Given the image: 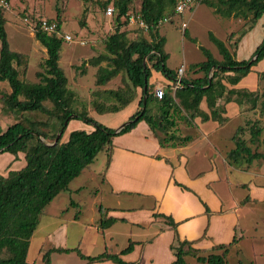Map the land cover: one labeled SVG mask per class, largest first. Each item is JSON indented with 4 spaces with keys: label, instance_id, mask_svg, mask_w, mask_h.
Instances as JSON below:
<instances>
[{
    "label": "trees",
    "instance_id": "trees-1",
    "mask_svg": "<svg viewBox=\"0 0 264 264\" xmlns=\"http://www.w3.org/2000/svg\"><path fill=\"white\" fill-rule=\"evenodd\" d=\"M81 1L88 3L92 0ZM130 1L105 0L103 3L105 8L111 2L115 5L116 27L105 42L107 53L102 57L107 61V65L98 68L96 78L97 85H104L120 71H125L129 84L117 89L95 90L94 95L97 98H105L109 103L93 101L97 112L112 113L120 111L139 97L137 109L119 131L98 122L86 109L76 108L75 92L67 86V76L59 65L63 38L56 33L40 29L39 21L34 24V37L46 49L43 71L37 72L38 82H25L20 79L16 65L22 55L10 48L5 18L0 7V82H7L10 87V92L3 95L4 103L14 113H44L49 118L48 121H52L48 125L47 122L24 116L4 130L0 127V154L8 152L16 158L18 153H23L25 159L23 167L9 169L5 175L0 173V264H30L27 262L30 238L46 205L57 194L68 190L69 183L83 169L89 167L102 150L105 151L106 160L100 176L104 177L111 162L113 137L129 132L138 122L145 121L161 145H181L190 141L192 136L182 135L183 133L175 128L179 117L190 125L195 117L222 124L228 119L224 113L225 105L229 102L243 106L242 109L246 111L257 110L264 116V70L256 71L257 82L262 85L261 88L249 90L233 87L252 71V66L264 58V38L248 59L238 60L236 49L240 38L234 41V48L230 49L223 40L209 32L208 39L216 46L221 59H217L206 47L199 46L204 59L192 63L190 67L192 73L200 72L201 75L178 78V69L176 71L166 65L168 54L164 50L165 38L160 35L159 27L161 20L173 13L178 14L175 7L180 0H142L138 14L147 26L150 39L142 37L134 40L127 39L125 31L120 30V27L127 23L126 14L131 12ZM202 3L211 8L217 16L242 19L246 25L241 36L264 14V0H202ZM122 17L123 22L120 21ZM56 19L59 28V13L56 14ZM152 69L160 71L170 80L160 99L155 96L149 83ZM178 79L180 86L173 90L172 86ZM45 101L50 102L51 107H48ZM203 102L207 110L201 108ZM72 119H80L92 125L93 129L72 130L67 139L61 140ZM250 120L237 126L232 134L234 147L226 154L230 163L250 161L255 157L264 158L263 153L252 152L250 144H246L247 141L242 136L247 127L251 144L259 141L258 136L264 126L260 125L258 119ZM44 127L48 130H44ZM61 128L63 130L57 144L46 145L40 140V137L53 140ZM176 184L187 189L178 182ZM247 201H251L249 194L240 203ZM98 210L99 228H106L116 221V218L107 216V208L99 205ZM206 211L210 212L207 207ZM153 216L162 218L175 232V238L170 244L174 255L171 264H187V255L194 256L201 264H225L230 247L236 241L234 238L227 244H214L209 250L195 248L192 244L196 240H179L176 235L177 223L170 216L161 213H153ZM139 243L143 245L144 242ZM134 244L135 242L129 241L128 245L117 253L104 250L96 255H85L78 247H41L39 254L42 264H50V254L53 251L70 250L76 251L86 263L111 260L117 264H141L138 261L127 262L121 257L131 252ZM205 251L208 253L199 254ZM238 264L243 263L239 260Z\"/></svg>",
    "mask_w": 264,
    "mask_h": 264
},
{
    "label": "rangeland",
    "instance_id": "rangeland-1",
    "mask_svg": "<svg viewBox=\"0 0 264 264\" xmlns=\"http://www.w3.org/2000/svg\"><path fill=\"white\" fill-rule=\"evenodd\" d=\"M6 1L8 2V7L1 8V10L5 18V30L7 32L10 48L22 55L19 64L16 65L20 79L25 82L39 81L37 72L43 71L42 64L47 54L44 46L34 37V22L40 19L56 22L58 21L56 19V14L59 13L60 33L72 37L70 42L64 39L62 41L59 51V65L67 76V86L75 92L76 108L78 110L86 109L90 116L114 130L128 120L126 119V115L127 113H132L135 109L136 104L134 102H131L124 110L122 109L119 112L112 113L97 112L93 102L100 101L109 103L105 98V101L97 98L94 95L95 90L117 89L129 84L125 71H120L104 85L96 84L98 68L107 65V61L102 57L103 54L107 53L105 48L106 39L114 32L116 27V12L112 16L105 14L106 8L103 6L105 0H92L88 3H84L81 0ZM141 2L142 0H131L129 3V11L134 15L138 14ZM108 6L115 5L111 2ZM123 20L124 18L122 17L120 21L123 22ZM245 25L244 21L239 18L217 16L211 8L202 3V0H196V4L191 10H185L180 14L173 13L168 17L167 21H163L160 24L159 33L165 38L164 50L168 54L166 65L176 71L180 66H184V72L181 76L191 77L201 75L200 72L192 73L193 70L190 67L192 63L204 59V55L200 51L199 46L206 47L217 59H221L216 46L208 39L209 32L223 40L230 49H233L234 41L240 38ZM120 30L125 31L126 37L129 40L142 37L150 39L148 31L145 28L139 27L136 22L131 23L127 20V23L123 24ZM184 31H186V35H184ZM230 34L232 35L230 36ZM253 43V35H250L246 39L242 49H238L236 58L248 59L253 52ZM254 70H264V58L254 65ZM152 71V75L156 77V81L164 85L167 83L168 79L165 75L158 70L152 69ZM255 71L249 72L242 78L240 81L241 86L254 87L256 82ZM167 87H163L164 90H166ZM259 87L261 88L262 85L259 84L258 88ZM9 92L10 87L8 83L0 82V127L3 130L8 125L24 116H28L33 120L47 122L48 125L52 123V121H48L49 118L44 113H14L3 100V95ZM45 104L51 107L50 102L45 101ZM230 106L235 112L238 111L237 104L231 102ZM258 114L259 113H256L255 117H259L260 125L264 126V116ZM177 120L178 127L179 125L182 126L180 133H187L188 130L183 128L186 126L185 119L179 117ZM238 121L239 116L236 119V124H238ZM244 122V120H241L239 123L244 125ZM193 127L199 131L200 136L203 135V130L197 126ZM231 127V124H229L224 130L220 131L221 137L213 134L209 136L211 143L216 146L215 150L214 147L207 146L202 141H196L195 144L190 145L192 147L188 149L187 155L191 156V164L194 169H198L197 171H204L208 166L207 159L203 158L202 155L203 150L207 153L208 158H211L213 155V160L219 168L223 166L221 155L226 151V145H231L230 139L226 138L223 133L226 135L228 132L233 134L237 126H234L232 129ZM90 128H92V125L84 123L80 119H72L69 121L61 140L67 139L69 132L72 130L85 129L87 131ZM44 130L47 131L48 128L44 127ZM244 132L242 136L247 141L246 144L249 145L251 142L249 141L250 133L247 127ZM49 133L51 134V131ZM53 140L44 139L45 142H52ZM258 140L260 142L259 147L258 144L250 145L252 152L264 154V128L258 136ZM6 154L11 155L8 152L0 154V173L4 175L9 169L20 168L19 161H13L11 159L6 163ZM20 154L23 156V153ZM105 156V151H100L90 165L89 170L85 169L76 179L71 181L68 185L70 190L60 192L48 204L45 211L55 212L58 208H69L67 210L68 213H81V219L85 221L90 220L92 217L97 219L99 205L105 206L115 202L114 197L108 196L106 185L101 183L100 180L99 172L104 167ZM232 164L237 170L226 171L229 179L227 185H229L230 190L227 188L228 190L225 189V192H229L231 201L233 198L241 201L248 194L250 196L253 194L254 200H251V202L246 205L245 209L238 212L239 221L243 222L245 225V227L242 226L244 237L240 242V246L243 247V250L240 252L238 250L239 246L230 247L225 264H238L239 260H241L243 264H264V158L255 157L250 161L243 160L242 162ZM250 165L251 168L246 172L239 170L240 168H247ZM80 185L84 186L81 191H72V189ZM257 191L262 192L263 198L256 197ZM123 201L125 203L131 200L123 199ZM73 202H76V205H74ZM72 205L74 206L72 207ZM97 232H99L97 236L93 235V237H90L86 235V242L83 244L82 251L90 253L87 255H96L104 251L103 245L107 244V240L102 239L100 230ZM259 235H262L263 238L260 239ZM50 241H52V239H50ZM50 241L48 242L44 239L43 243L44 245H48L51 243ZM30 242L27 262L30 264H42L40 254L38 253L40 238L34 235ZM121 243L122 242L117 241L116 246L113 241L112 245L108 247L116 251L121 246ZM207 253L208 251L199 254L205 255ZM52 261V264H75L74 259L58 257L56 254L52 256ZM186 262L187 264H201L191 255L186 256Z\"/></svg>",
    "mask_w": 264,
    "mask_h": 264
},
{
    "label": "crops",
    "instance_id": "crops-1",
    "mask_svg": "<svg viewBox=\"0 0 264 264\" xmlns=\"http://www.w3.org/2000/svg\"><path fill=\"white\" fill-rule=\"evenodd\" d=\"M250 35H253L254 38L252 45L254 51L264 38V14L251 29L240 37L236 53L238 49H242ZM252 71H255L254 66ZM240 81L233 87L247 88L249 90H255L258 87L257 77L254 87L241 86ZM149 83L154 89L158 86L167 87L170 80L168 79L164 85L156 81V77L151 74ZM138 98L132 101L136 104L133 112L138 107ZM230 103L225 105L226 112L224 115L228 119L222 124L213 120L203 121L200 117L193 119V126L203 130L202 136L199 135V131L194 129L192 124L190 125L184 121L186 126L183 128L188 130L185 134L192 136V139L185 144L172 145L165 143L161 145L145 121L138 122L127 133L114 136L112 139L114 147L111 162L105 176H100V180L101 183L106 185L108 196L115 198L113 204L103 207L108 209L106 211L107 216L116 218V221L106 228H99V210L97 219L92 217L87 221L81 219V213H68L67 210L69 208H58L55 212H46L45 209L51 200L43 209L39 223L30 238V241H32L34 235L40 238L38 253L41 247L70 249L78 247L83 254H90L87 251H82L83 244L86 242V235L90 237H93V235L97 236L99 235L97 231L100 230L102 239L107 240V244L103 245L104 250L110 253L119 252L128 245L129 241L135 242L131 252L121 255L122 259L127 262L171 264L174 260V255L170 249V244L175 238V232L162 218H155L153 213L170 216L177 223L176 235L179 240H196L192 244L195 248L209 250L214 244H227L236 238L232 246H239L238 250L241 252L243 247L240 246V242L244 237L242 226L245 227V225L239 221L238 212L245 209L246 205L251 201L244 204H241V201L235 198L231 201L229 192H225L227 188L230 190L229 185H227L229 179L226 171L237 170L226 159L227 152L234 147L231 139L232 134L228 132L226 135L222 132L226 138L230 139L231 145H226V151L221 155L223 166L220 168L214 162L213 155L208 158L207 153L203 150L202 155L203 158L207 159L208 166L204 171H197L198 169H194L191 164V156L187 155L188 149L192 147L190 145L195 144L196 141H202L207 146L214 147L215 150L216 146L211 143L209 136L213 134L221 137L220 131L224 130L229 124H231L232 129L234 126L241 125L239 123L241 120H260L259 117H255V114L258 113L257 110L246 111L242 109L243 106L241 107L237 104L238 111L235 112L231 108ZM201 108L207 110L205 102L201 103ZM132 113H127L126 119ZM238 116L239 121L236 124ZM175 128L180 130L182 126L179 125L178 127L177 124ZM92 129L93 127L87 131ZM254 144H258V147L260 146L259 141ZM6 156V163L12 159L13 161H19L20 168L25 165L24 155L21 156L20 153L17 154L16 158L12 154H6ZM89 168L90 166L85 169L89 170ZM250 168L251 165L239 170L246 172ZM102 171L103 169L99 172V175ZM176 182L187 189L177 185ZM83 187V185H80L72 189V191H81ZM68 190H70L69 186ZM256 197L263 198L262 192L257 191ZM250 198L254 200L253 194ZM123 199L131 201L124 203ZM73 204L76 205V202H73ZM206 207L209 209V213H207ZM259 238L262 239L263 236L259 235ZM44 239L48 242L50 239L52 241H50V244L44 245ZM113 241L116 246L117 241L122 242L116 251L108 247L112 245ZM139 242L144 243L142 245ZM54 254L58 257L72 258L75 260V264H117L111 260L86 263L74 250L68 252L53 251L50 254V264L53 262L52 256Z\"/></svg>",
    "mask_w": 264,
    "mask_h": 264
},
{
    "label": "built area",
    "instance_id": "built-area-1",
    "mask_svg": "<svg viewBox=\"0 0 264 264\" xmlns=\"http://www.w3.org/2000/svg\"><path fill=\"white\" fill-rule=\"evenodd\" d=\"M196 4V0H180L176 7H175V12L180 14L183 13L185 10H191ZM0 7L1 8H7L8 7V2L6 0H0ZM115 13V8L114 6H108L106 8L105 14L108 16H112ZM127 15V20H129L131 23L136 22L139 27L147 29L146 24L144 21L140 18L139 14H132L129 12ZM168 18H164L160 22L162 23L163 21H167ZM38 27L48 33H56L57 35L61 36L65 41L70 42L72 37L70 35H62L60 33L59 28L57 27L56 22L53 21H48L47 19H40L38 22ZM83 43V42H82ZM184 72V66H180L178 68V78L181 77V75ZM180 86L179 79L176 81V83L172 86V89L175 90ZM154 94L157 98H162L164 95V88L163 87H156L154 89Z\"/></svg>",
    "mask_w": 264,
    "mask_h": 264
},
{
    "label": "water",
    "instance_id": "water-1",
    "mask_svg": "<svg viewBox=\"0 0 264 264\" xmlns=\"http://www.w3.org/2000/svg\"><path fill=\"white\" fill-rule=\"evenodd\" d=\"M211 76V73L210 75ZM145 102V97H144V100H143V103ZM129 121L127 120L126 122L122 123L117 129L116 131H119L124 125H126ZM67 121L64 122V124H66ZM62 128L60 129V131L56 134L54 140L52 142H45L44 139L42 137H40V140L42 142H44L46 145H54V144H57L58 143V140L60 139V136H61V132H62Z\"/></svg>",
    "mask_w": 264,
    "mask_h": 264
},
{
    "label": "bare ground",
    "instance_id": "bare-ground-1",
    "mask_svg": "<svg viewBox=\"0 0 264 264\" xmlns=\"http://www.w3.org/2000/svg\"><path fill=\"white\" fill-rule=\"evenodd\" d=\"M29 23V22H28ZM35 23V22H34ZM36 24V23H35ZM26 25V24H25ZM33 27V26H32Z\"/></svg>",
    "mask_w": 264,
    "mask_h": 264
}]
</instances>
